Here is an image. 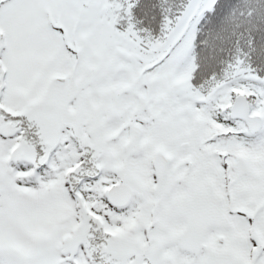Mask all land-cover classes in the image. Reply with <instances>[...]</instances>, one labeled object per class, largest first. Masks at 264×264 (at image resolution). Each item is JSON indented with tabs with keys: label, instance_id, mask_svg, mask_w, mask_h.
<instances>
[{
	"label": "snow or ice",
	"instance_id": "6c2138e0",
	"mask_svg": "<svg viewBox=\"0 0 264 264\" xmlns=\"http://www.w3.org/2000/svg\"><path fill=\"white\" fill-rule=\"evenodd\" d=\"M0 0V264H264V0Z\"/></svg>",
	"mask_w": 264,
	"mask_h": 264
},
{
	"label": "trees",
	"instance_id": "16d2710c",
	"mask_svg": "<svg viewBox=\"0 0 264 264\" xmlns=\"http://www.w3.org/2000/svg\"><path fill=\"white\" fill-rule=\"evenodd\" d=\"M143 7H144V0H142V2H141V8L138 9V14H139V11L143 9Z\"/></svg>",
	"mask_w": 264,
	"mask_h": 264
}]
</instances>
